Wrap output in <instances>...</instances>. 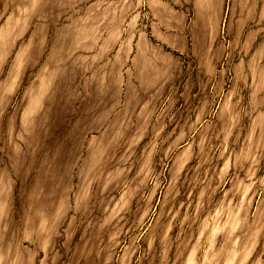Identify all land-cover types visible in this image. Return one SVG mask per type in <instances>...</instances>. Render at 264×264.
<instances>
[{"label":"rangeland","instance_id":"1","mask_svg":"<svg viewBox=\"0 0 264 264\" xmlns=\"http://www.w3.org/2000/svg\"><path fill=\"white\" fill-rule=\"evenodd\" d=\"M0 264H264V0H0Z\"/></svg>","mask_w":264,"mask_h":264}]
</instances>
